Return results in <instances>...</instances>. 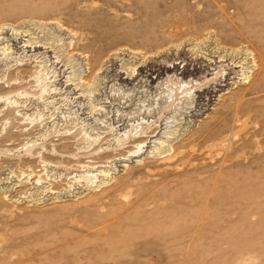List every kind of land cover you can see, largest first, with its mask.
Here are the masks:
<instances>
[{"label":"rangeland","instance_id":"1","mask_svg":"<svg viewBox=\"0 0 264 264\" xmlns=\"http://www.w3.org/2000/svg\"><path fill=\"white\" fill-rule=\"evenodd\" d=\"M0 264H264V0H0Z\"/></svg>","mask_w":264,"mask_h":264},{"label":"bare ground","instance_id":"2","mask_svg":"<svg viewBox=\"0 0 264 264\" xmlns=\"http://www.w3.org/2000/svg\"><path fill=\"white\" fill-rule=\"evenodd\" d=\"M27 44H29V41L28 42H26ZM26 45V44H25ZM32 47V44H29V48H31ZM25 48H28V46H26ZM32 48H37V46H34V47H32ZM39 48V47H38ZM101 55H103V52H99L98 53V58L101 56ZM215 59H218L219 61H218V64H221V63H223V62H226V60L224 61V57L223 56H217ZM211 63H215V61L213 62V61H211ZM240 66H244V64H241ZM240 66L239 67H235L234 69H238V68H240ZM253 66H254V64H253ZM231 67V66H230ZM255 67V66H254ZM251 69H253V67H251ZM208 70V68L207 67H205L203 70H200V71H195V72H200V73H203V74H205L206 73V71ZM229 70V72H231V70L232 69H228ZM246 71V70H249V67H242V71ZM242 74V73H241ZM252 74H253V71H248V72H243V75H241L242 77V81H245L244 82V85L245 84H249L250 83V79H251V76H252ZM227 75H230V73L229 74H225V79H223L225 82L227 81V80H229V76H228V78H226L227 77ZM220 84H221V81H219V82H209V83H206L205 85V87H203V90H202V94H206L207 96H209V98L213 95V94H216V92H218L219 90H216V88L217 87H220ZM189 93V92H188ZM153 132L151 131V132H144L137 140H139V139H142V140H145V139H148V138H152V136L153 135H150V134H152ZM133 142H136V141H133ZM124 151L123 150H119V153H123ZM135 153V152H134ZM137 153V152H136ZM91 163V162H90ZM94 162H92V164H93ZM94 164H96V163H94ZM105 167V166H104ZM83 168H85V166L83 167H80L79 168V170L80 171H82V169ZM98 168H103L102 166H97V169ZM103 173V172H102ZM102 184H104V183H102Z\"/></svg>","mask_w":264,"mask_h":264}]
</instances>
